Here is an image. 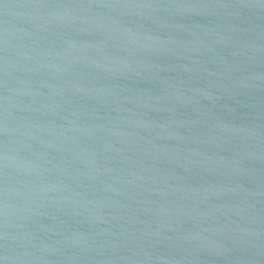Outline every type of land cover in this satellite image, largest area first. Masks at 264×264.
Here are the masks:
<instances>
[{"label":"water","instance_id":"1","mask_svg":"<svg viewBox=\"0 0 264 264\" xmlns=\"http://www.w3.org/2000/svg\"><path fill=\"white\" fill-rule=\"evenodd\" d=\"M0 264H264V0H0Z\"/></svg>","mask_w":264,"mask_h":264}]
</instances>
